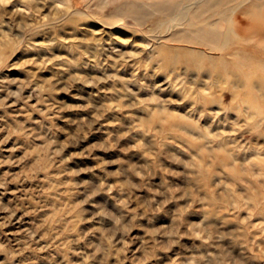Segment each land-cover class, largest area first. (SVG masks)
<instances>
[{"label":"rangeland","instance_id":"374dc122","mask_svg":"<svg viewBox=\"0 0 264 264\" xmlns=\"http://www.w3.org/2000/svg\"><path fill=\"white\" fill-rule=\"evenodd\" d=\"M233 6L264 0H0V264H264V15Z\"/></svg>","mask_w":264,"mask_h":264},{"label":"bare ground","instance_id":"6f19581e","mask_svg":"<svg viewBox=\"0 0 264 264\" xmlns=\"http://www.w3.org/2000/svg\"><path fill=\"white\" fill-rule=\"evenodd\" d=\"M215 1V0H214ZM224 1V0H223ZM262 1V0H261ZM219 2H220V0H219ZM250 2V1H249ZM236 4V3H235ZM242 4V2H239V3H237L236 4V6L238 7V6H240ZM231 7V6H230ZM244 7V6H243ZM232 8H234L235 9V12L238 10V8H236V7H232ZM264 8V7H263ZM261 9H262V6H261ZM237 12H240L239 14L241 15V14H250L252 17L253 16H255V17H257L258 15H264V11H254L253 9L252 10H248L247 8H246V10H244V8L241 10V8L237 11ZM238 14V15H239ZM237 15V16H238ZM250 16V17H251ZM239 17V16H238ZM251 19V18H250ZM245 22V21H244ZM234 23V22H233ZM251 23V22H250ZM263 23V22H262ZM236 25V24H235ZM234 25V26H235ZM237 27H238V25H237ZM242 27V26H241ZM257 29H256V32H264V25L262 26L261 24L260 25H258V27H256ZM240 29V28H239ZM255 30V29H254ZM242 31V30H241ZM244 31V30H243ZM245 32V31H244ZM254 32V31H253ZM241 33V32H240ZM243 33V32H242ZM252 34V33H251ZM261 34V33H260ZM231 36V35H230ZM263 36V35H262ZM227 41V40H226ZM244 62V61H243Z\"/></svg>","mask_w":264,"mask_h":264}]
</instances>
